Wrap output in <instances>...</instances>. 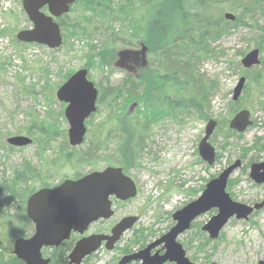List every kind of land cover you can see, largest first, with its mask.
Segmentation results:
<instances>
[{"label":"rangeland","instance_id":"1","mask_svg":"<svg viewBox=\"0 0 264 264\" xmlns=\"http://www.w3.org/2000/svg\"><path fill=\"white\" fill-rule=\"evenodd\" d=\"M258 24H262V20H258ZM30 25L26 14L21 10L19 0H0V30H3V33L0 32V178L9 174L11 165L20 163L22 160L31 161L33 164L38 163L36 150L32 144L22 148H7V145L10 146L6 142L8 136L24 134L16 132L20 126L28 123V117L23 110L33 109L40 117L47 112L54 116H58L60 110L63 112L65 105L55 98L56 87L53 91L54 98L50 100H46L49 97L45 98L36 91L42 90L48 93L50 90L47 87L43 89L41 86L46 83L47 86H52L60 81V76L65 70H72L71 73H73L80 68H86L82 66L87 50L84 39L71 38L68 40L67 47L57 50L33 43L18 42L16 44L15 32L19 28ZM158 26L155 25V28ZM112 28L117 31L122 26L115 22L112 23ZM259 40V33L253 28L233 29L216 42L217 51L221 53L214 58L202 59L199 63V73L206 80L203 83L204 86L207 82L212 86L208 87L209 105L206 107L210 117L225 118L232 108L231 101L239 102V109L248 108L250 111L252 124L243 132L234 131V135L228 132L226 138H224L225 121L219 124L209 138L216 148L218 158L213 164L208 165L201 159L197 150L198 142L204 133L205 119L190 110L177 114L176 120L166 117L155 124L148 121L146 127L149 132L140 151V165L127 169L128 174L137 184L138 193L134 198L119 203L114 216L117 220L132 214L138 215L139 219L121 236L112 250H106L102 246L97 251V259L87 264H117L118 258L123 254L118 248L131 244L134 229L151 234L148 241L158 238L173 225L172 213L196 198L208 180L216 177L223 168L237 158L241 160V165L230 174L226 191L234 201L248 205L264 200V183L257 184L249 176L250 164L264 160V94L259 95L256 88L251 85L252 88L250 89L249 86L247 89L246 97L245 93H242L236 101L231 98L233 87L239 76L243 75L240 63L242 57L239 53L245 51L243 53L245 54L251 48H255V43ZM141 42L143 43L141 40L134 45L128 40L123 43L120 41L115 47L114 57L111 56L110 66L95 70L86 68L100 89L104 91L105 87L119 85L124 79L126 70L139 82L137 88H131L132 93L143 91L144 79H140L138 75L140 63L136 64L135 61L146 60L149 53H155L157 41L143 43L149 46L145 49V53L141 52ZM90 43L98 45L100 42L95 39ZM132 50L136 51L138 58H125V55ZM261 56L264 57V45ZM36 57H42L45 62H48L47 75L30 74L24 69L23 59L29 62ZM157 60L155 58L154 63H157ZM59 66H62L61 71ZM257 70L259 68H251L248 73L252 80L255 79ZM17 74L24 77L26 84H37L34 95L21 93L16 88L14 76ZM108 97V93L101 95V102L107 101ZM143 111H145L143 102L139 98L127 105L124 116L133 122L135 119H143ZM104 112L102 109L101 114ZM146 115L149 116L148 113ZM99 118L100 115H95V121ZM61 125L66 130L67 139L68 125L64 116ZM226 125L228 127V122ZM86 146L87 141L77 148L83 149ZM107 154L108 151L104 153V155ZM88 169L90 167L82 171ZM72 173V169L65 167L56 175L54 181L65 176L73 177ZM216 211L217 208H211L199 215L192 222L191 227L179 235L178 240L182 242L188 258L196 264H257L258 260L264 259V204L261 208L254 210L247 219L231 217L218 237L212 239L201 227ZM0 237H2L1 227ZM10 245L12 246V241ZM134 246L132 251L136 249Z\"/></svg>","mask_w":264,"mask_h":264},{"label":"trees","instance_id":"2","mask_svg":"<svg viewBox=\"0 0 264 264\" xmlns=\"http://www.w3.org/2000/svg\"><path fill=\"white\" fill-rule=\"evenodd\" d=\"M224 12L233 14L234 19H226ZM258 20H262V24H258ZM57 22L62 35V45L57 49L67 47L71 38L86 40L87 50L82 66L89 70L110 66L111 56L114 57L115 47L120 41L128 40L134 45L141 40L144 44L157 41L155 53H149L146 65L139 67V78L144 79L143 91L139 93H132L131 88H137L139 82L126 71L119 85L105 87L104 91L93 81L98 89L97 108L85 121L87 131L83 143L87 141V146L83 149L69 146L66 130L61 125L62 110L58 116L47 112L42 117L33 109L23 110L28 123L20 126L16 132L30 136L38 163L22 160L11 165L9 174H3L0 178V264H24L12 253L10 244L15 237H26L33 231V224L25 214V203L36 188L55 185L56 175L65 167L73 170L74 177L86 172L82 171L86 167H90L87 171L113 164L124 170L137 167L140 165L143 141L149 132L146 127L148 121L155 124L166 117L176 120L177 114L190 110L205 120L210 117L206 107L209 105L208 87L212 86L209 82L204 86L206 80L199 73V63L202 59L214 58L221 53L217 51L216 42L223 35L239 27L253 28L259 33L260 40L255 46L259 47L260 53L264 45V0H75L70 11L59 17ZM115 22L122 28L115 31L112 28ZM155 25L161 26L156 30L159 26L155 28ZM0 32L3 33V30ZM95 39L99 40L98 45L90 43ZM15 43L18 42L15 40ZM244 52H240L239 56L242 57ZM155 58L158 59L157 63H154ZM23 63L30 74L49 73L48 62L42 57L29 62L23 59ZM254 68H259L254 80L248 76L251 69L242 68V74L246 76L242 92L245 97L249 86L250 89L254 86L259 95L264 94V57H260V63ZM61 69L62 66H59ZM71 72L65 70L60 81L52 86H47V83L42 85L43 89L47 87L50 90L48 93L36 91L37 84H26L19 74L14 76V83L21 93L34 95L36 91L50 100L54 98V88ZM88 78L93 80L89 73ZM104 93H108L109 97L102 103L101 95ZM139 98L145 110L143 119L132 122L124 116V111L132 100ZM231 104L227 116L217 119L218 125L225 121L224 138L228 137V132L235 134L226 124L239 109V102L231 101ZM102 109L105 111L103 114ZM97 114L100 118L95 121ZM7 148L14 149L8 145ZM106 151L108 154L104 155ZM108 223L101 221L97 226L105 230L110 225ZM150 236L134 229L131 244L118 250L128 253L134 244L135 248L143 247ZM74 240V236H70L58 247L44 249L43 252L50 257L51 264L65 262ZM92 260L93 256L87 257L84 264Z\"/></svg>","mask_w":264,"mask_h":264},{"label":"water","instance_id":"3","mask_svg":"<svg viewBox=\"0 0 264 264\" xmlns=\"http://www.w3.org/2000/svg\"><path fill=\"white\" fill-rule=\"evenodd\" d=\"M75 0H21V6L31 22V27L17 30L15 38L19 42L36 43L48 48H57L62 43L58 23L54 20L69 11ZM46 6L48 14L41 9ZM232 20L231 13H225ZM143 50L145 47L143 46ZM242 67L251 68L260 63L259 49L251 48L240 61ZM245 83L240 76L233 88L232 99L237 100ZM58 101L64 102L63 113L67 121V139L70 146L82 144L86 133L85 120L96 110L98 90L88 79L87 69L80 68L56 89ZM250 112L243 108L229 120L228 126L236 132H243L250 124ZM217 121L209 118L204 127L197 150L203 161L212 164L216 151L209 137L216 128ZM6 142L12 146L30 145L32 139L23 134L11 135ZM241 165L239 158L227 165L216 177L210 179L201 193L185 205L175 210L171 217L174 224L160 237L143 248L123 255L118 264L139 261L140 264H196L186 256V250L177 237L190 228L199 215L211 208L217 211L203 224L202 230L210 238L218 237L221 229L231 218L247 219L264 200L253 205L234 201L226 191L230 174ZM249 176L257 184L264 183V160L252 162ZM137 187L134 180L121 167L108 165L92 170L77 178H66L53 187H41L33 191L26 200V216L33 224V232L28 237L18 236L13 241V254L24 264H50V258L42 254L44 247H57L69 238L71 232L83 234L88 226L113 215L112 200H127L135 197ZM137 215H127L119 219L108 234L93 233L82 236L67 254V261L60 264H81L89 254L95 252L103 241L106 249H112L121 235L138 220ZM159 247V248H157ZM257 264H264V259Z\"/></svg>","mask_w":264,"mask_h":264},{"label":"flooded vegetation","instance_id":"4","mask_svg":"<svg viewBox=\"0 0 264 264\" xmlns=\"http://www.w3.org/2000/svg\"><path fill=\"white\" fill-rule=\"evenodd\" d=\"M42 11H44L45 13H48V9H47V7L46 6H44L43 8H42ZM146 52V51H145ZM125 58H128V59H132V58H138V56H137V53L135 52V51H130L129 53H127L126 54V57ZM137 60V59H136ZM136 62V64H138V63H140V66L142 65V64H144V62L142 61H140V60H138V61H135ZM139 66V67H140ZM130 69V68H129ZM252 119V118H251ZM127 173V172H126ZM128 174V173H127ZM129 175V174H128ZM131 177V176H130ZM132 178V177H131ZM112 198V200H114V212H113V215L109 218V219H106V220H104V221H109V223L108 224H110L109 226L107 225V228L105 229V230H103V229H100L97 225L101 222V221H103V220H97L96 222H94V223H92L91 224V226L89 227V229L85 232V233H83V234H79V233H75V232H73V233H71V236H74V238H75V240H74V242H73V244L76 242V240L77 239H79V238H81L82 236H85V235H88V234H92V233H109L110 232V228H111V225L113 224V223H115L117 220H115L114 219V216H115V214H116V210H117V205L119 204V203H122V202H124V201H120V200H117V199H115L114 197H111ZM137 249H139V248H136V249H133V250H137ZM132 252H134V251H130V252H128V253H124V252H122L123 254H121V256H123V255H126V254H130V253H132ZM93 256V260H95V259H97V251L96 252H94V253H92V254H90L88 257H92ZM120 256V257H121ZM120 257L118 258V259H120ZM87 258V257H86ZM85 258V259H86ZM84 259V260H85ZM84 260L82 261V264H84L85 262H84ZM118 262H119V260H118ZM118 262H117V264H118ZM127 264H139V262L138 261H131V262H129V263H127ZM169 264V263H168Z\"/></svg>","mask_w":264,"mask_h":264},{"label":"bare ground","instance_id":"5","mask_svg":"<svg viewBox=\"0 0 264 264\" xmlns=\"http://www.w3.org/2000/svg\"><path fill=\"white\" fill-rule=\"evenodd\" d=\"M226 13H229V12H226ZM224 15H225V13H224ZM232 16L234 17L233 14H232ZM224 17H225V16H224ZM225 18H226V17H225ZM226 19H228V18H226ZM233 19H234V18H233ZM233 19H232V20H233ZM229 20H230V19H229ZM256 48H257V47H256ZM242 57H243V56H242ZM259 59H260V52H259ZM240 61H241V59H240ZM69 76H70V75H69ZM69 76H68V77H69ZM87 76H88V70H87ZM68 77H67V78H68ZM67 78H66V79H67ZM66 79H65V80H66ZM65 80H64V81H65ZM64 81H63V82H64ZM63 82H62V83H63ZM62 83H61V84H62ZM93 83H94V82H93ZM61 84H60V85H61ZM60 85H59V86H60ZM94 85H95V84H94ZM59 86H58V87H59ZM58 87H57V88H58ZM57 88H56V89H57ZM96 88H97V87H96ZM97 90H98V89H97ZM55 92H56V90H55ZM249 112H250V111H249ZM250 119H251V117H250ZM251 120H252V119H251ZM251 124H252V123H251ZM251 124H250V125H251ZM250 125H249V126H250ZM249 126H248V127H249ZM248 127H247V128H248ZM26 200H27V199H26ZM130 254H131V253H130Z\"/></svg>","mask_w":264,"mask_h":264}]
</instances>
